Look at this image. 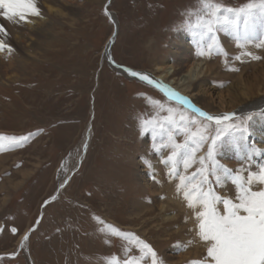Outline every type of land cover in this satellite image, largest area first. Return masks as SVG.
Returning a JSON list of instances; mask_svg holds the SVG:
<instances>
[{
	"label": "rangeland",
	"instance_id": "obj_1",
	"mask_svg": "<svg viewBox=\"0 0 264 264\" xmlns=\"http://www.w3.org/2000/svg\"><path fill=\"white\" fill-rule=\"evenodd\" d=\"M105 1L48 2L61 12L57 16H49L44 7H38L40 15L28 18L47 19V44L40 48L43 50L32 51L25 65L21 62L13 66L14 80L0 81V134H32L20 146L5 144L0 149V264H106L113 255H139L134 246L131 253H126L123 241L106 237L100 231L104 227L100 220L135 234L157 252L163 264H194L206 256L195 234L194 213L177 193L179 176L191 175L198 164L185 172L180 163L170 175L171 166L167 168L163 162L169 149L156 151L153 145L159 147L161 138L150 130L141 134V120L168 115L155 101L163 109L203 118L186 108L188 105L172 102L160 91L127 79L106 62L100 68L101 52L114 25L105 6L118 28L112 58L124 67L157 75L156 66L170 61L179 72L183 66L180 59L186 54L184 46L192 47L194 62L209 65L207 73L188 85L177 82L170 87L193 95L194 87L208 80L203 88L212 93L214 103L210 107H214L201 109L212 116L226 114L215 108L217 93L233 94L237 87L245 91V80L264 70V47L258 46L264 44L259 14L248 30L245 47H237L243 41L238 40L236 32L221 28L216 33L219 50L214 48L209 53L208 41L202 42L196 31L186 26L191 14L201 10V0H111L104 5ZM215 2L225 8H239L251 0ZM3 36L0 34L5 44L17 45L13 37L4 40ZM181 37L184 46L176 43ZM18 48L24 52L21 44ZM242 52H251L252 56ZM251 95H247L251 101L261 97L255 91ZM229 103L232 108L228 111L233 112L241 101H233L230 96ZM91 105L94 115L88 148L70 180L57 192L76 163ZM235 114L246 119L250 113ZM251 115L249 128L260 114ZM213 128L209 134H214ZM176 138L182 143L185 137L177 132ZM241 144L250 151L256 147L251 135L236 147L226 143L218 150L217 161L228 169L247 167ZM228 146L235 147V153L229 152ZM224 153L230 159L234 154L230 162L235 166L230 167ZM260 153L251 160L254 171L264 165ZM205 154L206 145L196 153L197 161ZM209 183L219 195H234L230 177L222 176L218 183L215 176H210ZM147 186L158 192L148 196ZM167 202L174 207H159V203L166 206ZM170 214H178L179 221L169 220ZM13 228L17 229L15 233ZM27 231L29 239L23 246L21 236ZM144 264H151L150 258Z\"/></svg>",
	"mask_w": 264,
	"mask_h": 264
},
{
	"label": "snow or ice",
	"instance_id": "obj_2",
	"mask_svg": "<svg viewBox=\"0 0 264 264\" xmlns=\"http://www.w3.org/2000/svg\"><path fill=\"white\" fill-rule=\"evenodd\" d=\"M257 14L264 27V0H251L239 8H225L215 0H201V10L191 14L186 26L196 31L202 42L208 41L206 50L209 53L214 48L219 50L216 33L221 28L236 32L238 40L243 41L238 42L237 47L243 48L248 42V30ZM39 15L36 0H0V17L11 23H26L28 17ZM241 25L244 28L243 34L240 33ZM0 34H8L3 25H0ZM258 46L264 47V44ZM4 50L11 52L12 48L0 40V51ZM203 54L204 51H201L200 55ZM241 55L252 56V53L242 52ZM236 59L240 60L241 56ZM127 71L130 76L138 77L140 81L189 105L186 99L148 75ZM154 104L159 110H166L168 115L141 120V134L150 130L154 136L161 138L159 147L153 145L156 151L169 149V155L163 162L171 166L170 175L175 173L180 163L185 172L193 164H198L191 175H180L177 185V193L182 194L186 206L194 213L195 234L206 249L203 260L194 264H264V165L255 171L251 166V160L261 150L253 148L246 157L248 166L239 169H228L216 159L218 150L226 143L236 145L239 141L247 140L251 134L248 122L253 119L252 115L249 114L246 119L238 118L235 113L212 116L193 107L192 111L203 118L200 120L172 108L163 109L159 101ZM212 125L214 134H209ZM177 132L185 137L182 143L177 141ZM31 135L0 134V149L5 144L20 146L28 142ZM205 145L206 154L197 161L196 153L204 149ZM210 176H215L218 183L222 176L230 177L235 189L234 195L215 193L209 183ZM100 223L104 225L100 231L106 237L124 242L126 253H131L133 246L139 253L138 256L127 255L124 258L113 255L106 259V264H144L146 258H150L151 264H163L157 252L135 234L125 233L113 225H107L103 220ZM16 231L12 229L13 233ZM28 239V235L23 237V241Z\"/></svg>",
	"mask_w": 264,
	"mask_h": 264
},
{
	"label": "bare ground",
	"instance_id": "obj_3",
	"mask_svg": "<svg viewBox=\"0 0 264 264\" xmlns=\"http://www.w3.org/2000/svg\"><path fill=\"white\" fill-rule=\"evenodd\" d=\"M40 1L41 0H36V6L39 8H41V6L44 7V9L47 11V14L49 16H51V15L57 16V14L61 13L59 11V9H56L53 6L48 5V2H52L53 0H43V4H41ZM110 2H111V0H106L104 2V5H108ZM111 18H112V23H114V25H113L112 32L109 35V37L107 38L105 45H104V48L101 52V59H103V60L100 59V61H101L100 62V68H102L103 64L106 62L110 68H112L113 70L122 74L127 79H131V80L146 84L147 86H150L151 88H154L157 91H160L167 99H169L172 102H176L177 104H180L181 101L177 100L175 97H172L170 95L165 94L164 91H162V90H160V89H158L152 85H149L146 82L140 81L138 77L130 76L128 74L127 70L136 71L138 73L146 74L150 78L154 79L155 81L162 83L168 89H171L170 83L171 84H175V83L177 84V82H179L180 84L188 85L192 81L202 77V75L204 76V74L207 73L209 65H207L205 63L202 64L199 62H194V60L192 58V50H191L192 47L191 46L187 47L185 45V41L183 40L182 37H181V40L176 42L177 45L180 43H182L183 46L185 45L184 47H185V51H186L185 57L183 59H180V63L182 62L183 66L178 69V71L180 70L179 72H176V69H174V67L170 63V61H163V62H161L160 65L156 66V72H158L157 75H153L150 72H144V71L130 69V68H127V67H124V66L118 64L117 62H115L113 60L112 53H111L113 45H114L116 37H117L118 28H116V25H115L116 19L114 20L112 15H111ZM27 19H28V22H26V23L25 22L11 23V22L6 21V20H3V21L0 20V25H3V27L6 29V31L8 33L6 36L3 34L4 40H8V38L13 37L14 38V44H17L15 46L11 45L12 51L11 52L8 51L9 52L8 54L5 53V50L0 51V72L2 71L0 73V81L2 79H5L6 81H9V82L14 80L16 77L13 76V66H17L21 62H23V65H25L26 61L28 60L29 55L32 54V51L40 49L43 46V44L46 45L47 44L46 41L49 40V27H47V25H46L47 19H42L41 17H39L38 19H32V18H27ZM6 37H8V38H6ZM0 40H1V38H0ZM28 40L29 41L33 40L34 43L29 44ZM51 42H52V39L48 42V44ZM19 44H21L23 47V51H24L23 53H21L20 52L21 49L18 48ZM40 50H43V49H40ZM109 56L111 57V60L115 65L113 63L112 64L110 63ZM178 64H179V59H178ZM16 76H17V73H16ZM206 81H208V80H206ZM206 81L204 82V80H202L194 87L193 91H195V93L193 95L192 94L186 95L187 93L185 92V89H181V91H179V92H177V89H174V90L171 89V90L173 92H175L178 96L183 97L184 99H186L189 102V105L186 108L189 107L190 110H192L193 107L196 109H200V110H202L203 108L209 109V108L214 107V106L210 107L211 106L210 103H214V100H213L214 97H213L212 93L208 92L209 89L203 88L209 84V82L206 84ZM187 88L188 87H186V89ZM234 89H235V91H234L235 94L234 93L233 94L227 93V95H225V93H223V94L217 93L215 99L218 101V104H217V107H215V108L220 109V111L225 110V113L230 112L228 110L232 107L229 103V98H230V96H232L233 101L240 99L241 103H239L238 106H236L237 109H234L235 111L230 112V113H236L237 111H240L241 113H250V114L252 112L259 113L260 115H257L256 118L254 119L253 126L250 127V132H251L250 135L252 136V138L255 139V146L259 147L260 150L264 151V135H263V130H264V117H263V115H264V113H263L264 112V70L258 72L256 75H253V76H251L245 80V89L247 90V91L245 90L246 92L243 90V88L237 87ZM252 91L258 92L261 97L251 101L252 97H250V96H252L251 95ZM248 93L250 94L249 97H247ZM192 97L195 100L192 99ZM191 101H194V102H191ZM206 102H209V103L206 104ZM201 106L203 107L202 109H201ZM203 112H205V111H203ZM205 113H207V111ZM90 115H91L90 121L86 125V128L83 132V135L81 137V141H80V144L78 147V154H77L76 163H75L74 167L72 169H70V171L67 173L65 178L59 184L60 186L58 187L57 192H60L61 189L70 180L71 175L76 170L75 167H76L77 163H80L79 161L82 160V158L84 157V154L88 148L90 135H91V124H92L91 121H92V116L94 115L92 105L90 108ZM244 142H246V141H244ZM228 147H229V152L231 151L232 153H235L234 148L236 146L231 147V149H230V146H228ZM240 147L242 148L241 150H243V154H241V155H243V157H247L251 151L248 149L246 150L244 148V146H242V144ZM252 149H253V147H252ZM224 154H226L225 159L227 160V162L228 161L230 162V160H233L234 154H231L232 159H230V156H228L227 153H224ZM260 156H261L260 159H262V161L264 162V154H262ZM254 157H256V155ZM229 165H230V167L235 166L234 163H231V162ZM166 167L168 168V167H170V165H166ZM142 172L145 173L146 169L143 170ZM152 189H153L152 187H150V188L148 187V192H149L148 196H153L152 194L158 192V190H156V189L152 192L151 191ZM169 202H167L166 206L164 204L159 203V207L161 209L171 208L173 205L170 204ZM181 209H179V212H182ZM177 215L178 214H176V215L170 214V215H167V218H169V220L175 219L176 221H179ZM28 234H29V231L25 232L21 236L20 241H21V244H23V246H24V243H26L25 241H23V237L25 235H28Z\"/></svg>",
	"mask_w": 264,
	"mask_h": 264
},
{
	"label": "water",
	"instance_id": "obj_4",
	"mask_svg": "<svg viewBox=\"0 0 264 264\" xmlns=\"http://www.w3.org/2000/svg\"><path fill=\"white\" fill-rule=\"evenodd\" d=\"M107 6H105V8H106ZM105 13L108 15V17L110 18V20L112 21V18H111V15L109 14V12L108 11H106V9H105ZM109 60H110V63L112 64L113 62H112V60H111V57L109 56ZM114 64V63H113ZM115 65V64H114Z\"/></svg>",
	"mask_w": 264,
	"mask_h": 264
}]
</instances>
